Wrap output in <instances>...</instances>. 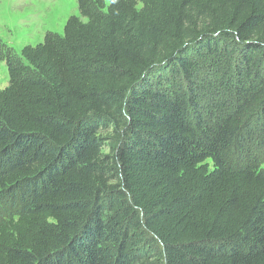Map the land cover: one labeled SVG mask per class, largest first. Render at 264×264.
I'll return each mask as SVG.
<instances>
[{"label":"trees","instance_id":"1","mask_svg":"<svg viewBox=\"0 0 264 264\" xmlns=\"http://www.w3.org/2000/svg\"><path fill=\"white\" fill-rule=\"evenodd\" d=\"M77 7L6 59L0 264H264V168L227 161L264 145V0Z\"/></svg>","mask_w":264,"mask_h":264},{"label":"rangeland","instance_id":"2","mask_svg":"<svg viewBox=\"0 0 264 264\" xmlns=\"http://www.w3.org/2000/svg\"><path fill=\"white\" fill-rule=\"evenodd\" d=\"M71 15L79 16L77 0H0V90L8 84L6 59L24 62L21 49L41 42L47 32L62 34ZM247 153H251L249 158ZM247 159L264 168V145L248 142V146L236 147L227 155L234 166L243 165Z\"/></svg>","mask_w":264,"mask_h":264}]
</instances>
